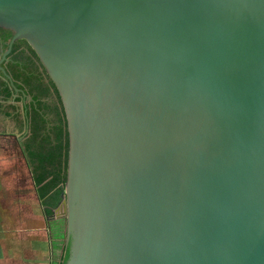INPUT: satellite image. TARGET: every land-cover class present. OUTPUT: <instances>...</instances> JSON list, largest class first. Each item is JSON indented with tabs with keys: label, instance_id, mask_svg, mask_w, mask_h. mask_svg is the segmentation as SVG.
Instances as JSON below:
<instances>
[{
	"label": "water",
	"instance_id": "water-1",
	"mask_svg": "<svg viewBox=\"0 0 264 264\" xmlns=\"http://www.w3.org/2000/svg\"><path fill=\"white\" fill-rule=\"evenodd\" d=\"M0 27L64 109L65 264H264V0H0Z\"/></svg>",
	"mask_w": 264,
	"mask_h": 264
},
{
	"label": "crops",
	"instance_id": "crops-1",
	"mask_svg": "<svg viewBox=\"0 0 264 264\" xmlns=\"http://www.w3.org/2000/svg\"><path fill=\"white\" fill-rule=\"evenodd\" d=\"M15 73L24 75L20 70ZM46 78H41L36 92L27 90L32 101L28 100L26 111L20 97L0 101V136L9 138L0 140L13 143L18 159L15 164L14 158L0 156V264H61L62 260L66 232L62 219L54 218L60 194L51 189L44 195L36 184L40 173H50L42 184L47 183L51 172L62 171L65 164L64 139L59 135L62 108Z\"/></svg>",
	"mask_w": 264,
	"mask_h": 264
},
{
	"label": "flooded vegetation",
	"instance_id": "flooded-vegetation-1",
	"mask_svg": "<svg viewBox=\"0 0 264 264\" xmlns=\"http://www.w3.org/2000/svg\"><path fill=\"white\" fill-rule=\"evenodd\" d=\"M1 30L2 29L0 27V61L2 59L4 52L7 49L8 40L12 36V32L9 30L11 32V36L7 40H4ZM32 51L33 50L25 40L19 39L13 44L11 52L6 56L7 59L0 62V66H2L5 69L7 74L10 76L14 86L19 90V91L14 90L9 80L3 75L2 71L0 70V83L3 85V88L6 87L10 92V96L8 100H5L4 95L2 94L3 88H0V101H9L12 100L13 97H17V98L20 97L23 104V109L25 111H26L25 108L29 106L28 100L30 99L32 101V98H30L27 93L29 91L28 89H33V91L36 92V88L39 86L42 80L41 78L44 76H46L48 78L46 79L48 80V82H50L49 80L50 78L46 74V71L44 70L38 57L36 56L35 52L33 54ZM20 55L23 56L21 59H20L21 57ZM25 55L28 56L25 57ZM25 65H29V68L26 69ZM17 70L23 71L24 75L21 76L19 74H16L15 72ZM20 91L24 92L26 97H24ZM17 98H15L13 102H15Z\"/></svg>",
	"mask_w": 264,
	"mask_h": 264
},
{
	"label": "trees",
	"instance_id": "trees-1",
	"mask_svg": "<svg viewBox=\"0 0 264 264\" xmlns=\"http://www.w3.org/2000/svg\"><path fill=\"white\" fill-rule=\"evenodd\" d=\"M1 29H2L1 31H2L3 39L7 40L11 36V32L9 30L3 29V28H1ZM32 53L34 54V51H32ZM50 83L52 84V86L54 87V89L56 91L58 101H59L61 108H62V114H63V116H62V127L63 128L59 130L60 131L59 135H60V137H63V139H64L63 140L64 141L63 149L65 151V153H64L65 154V164H64L62 171L57 170L55 172H51V178L48 180L47 183L42 184L43 181H45L47 175H50V173L46 174V172H42L39 174L38 178H36V184L40 186L39 191H41V193L44 195L46 194V191L51 190V189H57L55 194H60L63 191V189L65 187V182H66L67 155H68V133H67L64 109L62 107V103H61L60 97L58 95V92H57L55 86L53 85V83L51 82V80H50ZM0 88H3V85L1 83H0ZM2 94L4 95L5 99H8L10 96V92L6 87L3 88ZM36 121L37 120H34V123ZM39 166L43 167L42 165H39ZM67 257H68V246H64L61 264H65Z\"/></svg>",
	"mask_w": 264,
	"mask_h": 264
},
{
	"label": "rangeland",
	"instance_id": "rangeland-1",
	"mask_svg": "<svg viewBox=\"0 0 264 264\" xmlns=\"http://www.w3.org/2000/svg\"><path fill=\"white\" fill-rule=\"evenodd\" d=\"M9 131L12 132V129ZM8 136H10V135H8ZM0 138L1 139H9V138L4 137V136H0ZM17 153H18V151H17ZM14 154H16V147L13 145V143L10 140H4V141L0 140V156H2V158L5 157V159H8V157H9L10 160L14 158L13 163L16 164L18 159H17V157L14 156ZM59 204H61V203H59ZM60 219H62V218H60ZM61 221H63V228H65L66 227L65 219L63 218Z\"/></svg>",
	"mask_w": 264,
	"mask_h": 264
},
{
	"label": "built area",
	"instance_id": "built-area-1",
	"mask_svg": "<svg viewBox=\"0 0 264 264\" xmlns=\"http://www.w3.org/2000/svg\"><path fill=\"white\" fill-rule=\"evenodd\" d=\"M58 208V207H57ZM55 209V208H54ZM55 212V211H54Z\"/></svg>",
	"mask_w": 264,
	"mask_h": 264
}]
</instances>
